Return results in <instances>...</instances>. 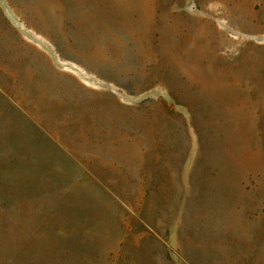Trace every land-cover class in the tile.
Returning a JSON list of instances; mask_svg holds the SVG:
<instances>
[{"label":"rangeland","instance_id":"obj_1","mask_svg":"<svg viewBox=\"0 0 264 264\" xmlns=\"http://www.w3.org/2000/svg\"><path fill=\"white\" fill-rule=\"evenodd\" d=\"M0 264H264V0H0Z\"/></svg>","mask_w":264,"mask_h":264}]
</instances>
